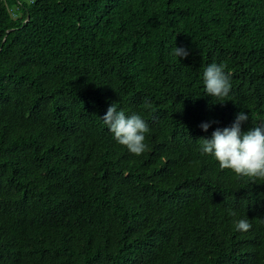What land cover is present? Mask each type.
<instances>
[{
    "label": "trees",
    "instance_id": "1",
    "mask_svg": "<svg viewBox=\"0 0 264 264\" xmlns=\"http://www.w3.org/2000/svg\"><path fill=\"white\" fill-rule=\"evenodd\" d=\"M241 111L264 127V0H0V264H264V180L200 151Z\"/></svg>",
    "mask_w": 264,
    "mask_h": 264
},
{
    "label": "clouds",
    "instance_id": "2",
    "mask_svg": "<svg viewBox=\"0 0 264 264\" xmlns=\"http://www.w3.org/2000/svg\"><path fill=\"white\" fill-rule=\"evenodd\" d=\"M176 57L186 58L189 52L184 47H175ZM226 65L215 62L207 65L203 71V83L207 95L222 99L231 90V77L225 71ZM150 107V105H146ZM107 125L114 139L128 150L141 155L147 149L146 133L149 131L147 122L139 114L126 116L123 110H117L115 103L107 108L101 118ZM249 119L248 113L241 111L236 114L233 123L224 128H216L210 138H200L202 154L213 156L220 168L230 169L239 176L250 179L264 180V127H253L242 131L241 125ZM209 123H202L200 128L207 131ZM229 215L236 216L234 210H228ZM252 225L248 218L235 222L239 231H249Z\"/></svg>",
    "mask_w": 264,
    "mask_h": 264
}]
</instances>
